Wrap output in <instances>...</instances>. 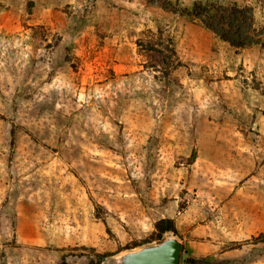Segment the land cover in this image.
Instances as JSON below:
<instances>
[{
    "label": "rangeland",
    "instance_id": "rangeland-1",
    "mask_svg": "<svg viewBox=\"0 0 264 264\" xmlns=\"http://www.w3.org/2000/svg\"><path fill=\"white\" fill-rule=\"evenodd\" d=\"M164 1L180 12L0 0V264H114L160 219L185 243L180 264L228 232L218 252L264 264V45L236 50L184 15L237 4L260 27L264 0ZM146 30L173 43L168 79L138 52Z\"/></svg>",
    "mask_w": 264,
    "mask_h": 264
},
{
    "label": "trees",
    "instance_id": "trees-1",
    "mask_svg": "<svg viewBox=\"0 0 264 264\" xmlns=\"http://www.w3.org/2000/svg\"><path fill=\"white\" fill-rule=\"evenodd\" d=\"M146 2L151 5H157L174 14L180 12L171 3L164 0H146ZM184 15L198 21L215 37L236 50L257 45L263 47L264 45V25L256 26L251 7L238 6L237 4L222 5L217 2H196ZM135 45L138 48V52L145 58L147 67L159 69L160 73L167 79L171 76L172 70L178 66L173 43L170 38H163L160 30L156 33L146 30L136 39ZM194 160L195 153H192L188 164H192ZM154 225L157 235L153 240L141 244L135 243L133 246L125 248V250L133 249L152 241H161L166 233L177 234L174 223L170 219H160ZM183 250L184 247L182 252ZM95 255L98 259L97 264H99L106 257L114 254L96 253ZM88 263L96 264L92 259ZM185 264H191V261L186 260Z\"/></svg>",
    "mask_w": 264,
    "mask_h": 264
},
{
    "label": "water",
    "instance_id": "water-1",
    "mask_svg": "<svg viewBox=\"0 0 264 264\" xmlns=\"http://www.w3.org/2000/svg\"><path fill=\"white\" fill-rule=\"evenodd\" d=\"M183 243L175 235L118 254L114 264H179Z\"/></svg>",
    "mask_w": 264,
    "mask_h": 264
},
{
    "label": "crops",
    "instance_id": "crops-1",
    "mask_svg": "<svg viewBox=\"0 0 264 264\" xmlns=\"http://www.w3.org/2000/svg\"><path fill=\"white\" fill-rule=\"evenodd\" d=\"M255 214V212H254ZM257 226L256 222H250V223H246L245 227L243 228L242 226H240V232L242 234H246V237H250L252 234L255 235L257 233V229H254V227ZM205 231V230H204ZM260 231H258L259 233ZM206 233V231H205ZM200 237L206 238V236L204 235V233H202V235H199ZM210 240L207 242L208 244H197L196 245V249L197 252L199 254H195L192 250L189 251L191 256H188V258L190 260H204V262H207L208 264H222L226 261L230 262V263H234V260L231 261L230 257V252H218L219 246L218 244H224V242L229 239L232 238L231 234L228 232L226 234H222V238H217V237H213L212 235L208 237ZM217 244V245H216ZM183 247L185 248V243L183 242ZM201 249V250H199ZM202 249H207L206 252H202ZM194 256V257H193ZM187 257V256H186ZM247 258L250 259H256V256H254L253 258L248 257V255H246ZM188 258H184L186 260H189ZM225 264V263H224Z\"/></svg>",
    "mask_w": 264,
    "mask_h": 264
}]
</instances>
